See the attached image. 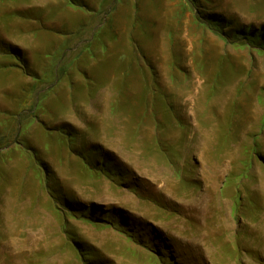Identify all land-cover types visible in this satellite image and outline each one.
Wrapping results in <instances>:
<instances>
[{
    "label": "rangeland",
    "instance_id": "rangeland-1",
    "mask_svg": "<svg viewBox=\"0 0 264 264\" xmlns=\"http://www.w3.org/2000/svg\"><path fill=\"white\" fill-rule=\"evenodd\" d=\"M248 37L264 0H0V264H264Z\"/></svg>",
    "mask_w": 264,
    "mask_h": 264
},
{
    "label": "trees",
    "instance_id": "trees-1",
    "mask_svg": "<svg viewBox=\"0 0 264 264\" xmlns=\"http://www.w3.org/2000/svg\"><path fill=\"white\" fill-rule=\"evenodd\" d=\"M245 41H248L249 44L251 45H257L258 47L260 48H264V43L261 42L257 37H248V39H244ZM61 132L64 133L65 131L63 129H61ZM68 136V135H67ZM100 172H105L106 171V167L103 166L102 168L99 169ZM95 206H90V208H88L87 210H93ZM71 212H75L76 214H79V216H81L82 218L88 220L89 222L91 223H97V224H103V225H106V226H110V227H113L115 229H117L118 231H120L122 234H124L125 236H127L129 239H132L134 241H138V240H142L144 246L147 248V249H152L151 246L152 244L155 242H159L155 237H154V234L152 231H149L147 232V234L143 237L141 234V231L142 229H140V226H136V225H132L134 230L132 232H128L126 229H124L121 224V218L119 216H115L117 217L116 218V222L114 221V219H112L111 217L108 218V217H105L103 215V217L101 218H97V219H94V218H90L88 216L85 215V213L82 211L81 212H76L75 210H71ZM113 216L114 212H110ZM109 214V213H108ZM114 217V218H115ZM146 233V232H144ZM138 235V236H137ZM139 238H142V239H139ZM143 238H145V240H143ZM153 251L157 252L156 250L153 249ZM84 256V255H83ZM86 258V256H85ZM87 259V258H86ZM88 260V259H87ZM86 264V263H85Z\"/></svg>",
    "mask_w": 264,
    "mask_h": 264
}]
</instances>
